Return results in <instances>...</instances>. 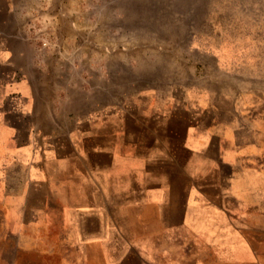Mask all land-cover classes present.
<instances>
[{"label":"crops","instance_id":"1","mask_svg":"<svg viewBox=\"0 0 264 264\" xmlns=\"http://www.w3.org/2000/svg\"><path fill=\"white\" fill-rule=\"evenodd\" d=\"M48 2L0 0V261L264 264V87L194 71L251 48L264 0H97L95 48ZM33 21L62 44H31Z\"/></svg>","mask_w":264,"mask_h":264},{"label":"rangeland","instance_id":"2","mask_svg":"<svg viewBox=\"0 0 264 264\" xmlns=\"http://www.w3.org/2000/svg\"><path fill=\"white\" fill-rule=\"evenodd\" d=\"M50 2H48L47 4H44L43 7H46L48 9V11H52L53 13L57 14L58 18H64L66 19L67 22H69L71 28L77 29L78 25L75 22V20L78 18V16L80 18L84 19V22H86L85 26H84V30L86 32L85 35V41L87 42V44L92 47H98L101 45V43L96 39V37L94 36V31L96 29H98V24H97V13L95 12L96 7H97V0H49ZM70 1V2H69ZM77 1V2H74ZM185 6H182V8H184ZM167 8V7H166ZM238 8V6L236 7ZM247 11L248 8H253L252 5H246ZM22 12H25L24 9H22ZM34 11H32L33 13ZM184 13V12H183ZM55 22L57 20H54ZM39 21L35 22H29L27 29L31 30L33 32V34L29 35V38H27L29 40V42L31 44H37L39 46H57L62 44L60 37L58 35H55V33H53L52 35L50 34V30L49 31H45L44 29H41V23H38ZM238 22H240L239 18H238ZM54 23V22H53ZM218 23V22H217ZM57 24V23H56ZM248 27L247 29H245V32L247 34H249L248 32L251 31L252 28H250V26H255L256 33L253 36H246L245 37V41L246 44L249 45L251 48L249 50H247L246 52H241V53H230V52H225L224 54H222L219 58L213 59V63L210 62V60L202 53H197V57L195 58L197 60L196 66L194 67V71L196 73V75L198 76H202L204 74H206L207 72H213L217 71L218 73H222L221 69H223L224 71H229V76H230V81L231 83L229 85L231 86H235V88H240V91H242L245 87V89L249 86H255L258 87L259 89L261 87H264V20L261 22L254 20L252 21H248L247 22ZM36 25V26H34ZM82 28V26H80ZM58 29L57 26H55V30ZM201 31V30H199ZM204 31V30H203ZM209 31V28H208ZM228 31V35L231 37L228 40V44H233L234 42L240 43L239 41L241 40L240 38H242L240 36L239 37H234L232 35H235V31L233 30H227ZM239 31V30H237ZM206 33V30H205ZM77 38H79L78 36H76ZM174 39V41H173ZM185 36H183L182 38L178 37V38H170V37H162V38H150V41L153 43V41H156V44H178L179 42L181 44H186L188 42H186ZM166 40V42H165ZM182 40V41H181ZM243 40V41H244ZM188 41V40H187ZM244 41V42H245ZM136 42L134 44H137V39L135 38ZM109 42L103 43L104 45H109ZM118 43V42H117ZM139 43V42H138ZM102 44V45H103ZM115 44V43H114ZM39 55H44L42 52H39ZM53 56H63V54L60 53H55L52 54ZM88 56L90 55V62L89 64L91 65L93 62V54L92 53H85V54H80V53H68L65 54V56L68 58L67 60L69 62H72V64L75 65L76 67V71L78 70V61L80 56ZM185 56V54H171V53H167V58L169 57V59L173 58L174 56V61H181L183 63H185L184 58L181 60L180 56ZM190 59V58H189ZM254 59V61H253ZM168 64V61H167ZM210 64H213L214 66H210ZM186 66H189V64H186ZM80 68V67H79ZM244 68V70H243ZM69 69H72L69 68ZM193 69V68H192ZM166 76H165V81L167 82H172V81H187L188 79H186L185 77V73H189L190 69L186 68V69H182V70H178V69H166ZM181 72V73H180ZM228 74V73H227ZM242 76L240 79L242 80V83L245 84H240L237 85V83H233L235 81H238L239 77ZM20 78L21 81L25 80V75L24 73H20ZM226 79V74H224V78ZM225 82V80H223ZM172 84H167V89H169V87ZM229 85H225L223 86V88H227ZM249 89V88H248ZM171 91V89L169 90V92ZM182 92H184V89L181 90ZM232 92V91H231ZM228 93V92H227ZM238 93V92H236ZM187 103V102H186ZM185 103V104H186ZM188 104V103H187ZM168 200H171V197L167 198ZM1 216V214H0ZM0 221H1V217H0ZM7 233L1 229L0 226V248H2V250H0L1 252L4 251H8L11 252L12 251V245L11 244H3L1 242H6V238L7 237ZM8 239V238H7ZM7 248L6 250L3 248ZM34 255L32 253H26V254H18L17 256V261L14 263L13 261H0V264H37V262L33 259Z\"/></svg>","mask_w":264,"mask_h":264},{"label":"bare ground","instance_id":"3","mask_svg":"<svg viewBox=\"0 0 264 264\" xmlns=\"http://www.w3.org/2000/svg\"><path fill=\"white\" fill-rule=\"evenodd\" d=\"M129 3V2H128ZM130 4V3H129ZM145 4V3H144ZM134 5V4H133ZM142 11V10H141ZM125 17V16H124ZM161 24V23H160ZM158 28V27H157ZM171 28V27H170ZM175 34V33H174ZM144 35V34H143ZM177 37V36H176ZM166 41V40H165ZM115 59H117V58H115ZM112 60V59H111ZM167 61V60H166Z\"/></svg>","mask_w":264,"mask_h":264}]
</instances>
